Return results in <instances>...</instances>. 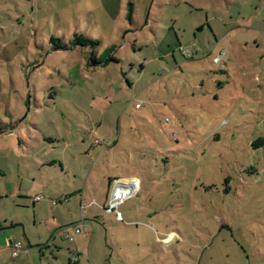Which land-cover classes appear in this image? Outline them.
Instances as JSON below:
<instances>
[{
    "label": "rangeland",
    "instance_id": "rangeland-1",
    "mask_svg": "<svg viewBox=\"0 0 264 264\" xmlns=\"http://www.w3.org/2000/svg\"><path fill=\"white\" fill-rule=\"evenodd\" d=\"M0 195L23 240L83 221L49 262L264 264V0H0Z\"/></svg>",
    "mask_w": 264,
    "mask_h": 264
},
{
    "label": "crops",
    "instance_id": "crops-1",
    "mask_svg": "<svg viewBox=\"0 0 264 264\" xmlns=\"http://www.w3.org/2000/svg\"><path fill=\"white\" fill-rule=\"evenodd\" d=\"M63 172L65 173V170L61 168V173ZM38 186L41 191L42 187L40 185ZM38 195L39 193L32 197L36 198ZM0 197L2 196L0 195ZM105 198H107V195L105 196ZM42 201L43 200L41 199L40 201L35 202L34 199L31 198L30 205H32V207H35L37 204H40ZM64 201H63L64 203L69 202L68 198L66 197H64ZM83 201H84V196L83 194H81L80 202L83 203ZM61 202H62L61 200L56 202L53 201L52 204H56L54 206H57V204ZM85 208L86 207H84V209ZM84 211L85 210H81L82 216H85ZM13 224H14L13 221H11L10 219L4 218L0 220V264H6L9 261H10L9 263L11 264H57L58 262L57 257L54 256V254L51 255L52 259L50 258L51 261L49 262V260L46 261L47 258L45 253L49 252L51 248H55L57 253L59 254L62 248L61 247L62 241H67L68 243H76L75 246L77 248L78 243L80 242L78 235L80 236L83 235V234L81 235V233L75 235L73 230L76 227L80 228L81 225L83 224V221H81L80 224H77L74 228H72L73 226H71V228L63 229V227L65 226L62 223H58V219L55 216L52 219V223L50 227H48L47 222L36 224L35 221L34 227H39V229L41 230L40 226L43 225V231L39 230L37 232V236L33 234L30 235L26 232H22L21 234H23L24 240L21 238L20 232L9 231V229L13 227ZM17 224L19 227L20 223ZM38 233L40 234L38 235ZM163 241L165 244L169 243L170 238L167 237L163 239ZM14 244H20L22 249L26 253L23 254L21 257L13 260L11 259L10 256H11V249ZM67 250H69V254H70V258L68 259V264H83L82 260H78L77 262L71 261L74 255H80L78 249L76 250L67 249Z\"/></svg>",
    "mask_w": 264,
    "mask_h": 264
},
{
    "label": "built area",
    "instance_id": "built-area-1",
    "mask_svg": "<svg viewBox=\"0 0 264 264\" xmlns=\"http://www.w3.org/2000/svg\"><path fill=\"white\" fill-rule=\"evenodd\" d=\"M186 50L182 49L181 52L183 53V55L188 56L190 54V52H185ZM224 55V53H222ZM222 54L219 55L217 58L214 59V64H218L219 61H221L222 58ZM220 69H223V66L220 67ZM138 107V105H136V108ZM125 182H129V187L127 186V184H125ZM132 186V187H131ZM136 186H137V180L134 178L131 179H127V180H118L117 182L114 183V187L111 191L110 194V198L108 199V206L107 209L105 210L106 212L110 213V212H115L116 213V219L117 221H121V215L120 213L117 211L118 206L128 197H130L136 190ZM131 187V189H129ZM121 188H125L127 189V193L124 194L122 197H118L119 191H121ZM41 198L40 197H36L34 199L35 202L40 201ZM81 210H84V207L81 206ZM81 231L79 229V227H76L74 229V234L78 235L80 234ZM26 252L22 249L20 244H14L12 246L11 249V259H17L19 257H21L23 254H25ZM80 258V255H74L71 259L72 262H77ZM11 264V263H8Z\"/></svg>",
    "mask_w": 264,
    "mask_h": 264
},
{
    "label": "trees",
    "instance_id": "trees-1",
    "mask_svg": "<svg viewBox=\"0 0 264 264\" xmlns=\"http://www.w3.org/2000/svg\"><path fill=\"white\" fill-rule=\"evenodd\" d=\"M133 6L131 4H129L127 6V15H126V19L127 21H129L130 23L132 22V8ZM52 42L55 41V38H51L50 39ZM99 46V42L98 41H95V40H92V39H88L84 36H81V35H74L73 39H72V42L69 44V45H66V44H61L59 43V45H54V47L56 49H63V50H68L69 47H75V48H84V49H90L92 52L90 54V63L91 65L93 66H99L101 65V61L100 59L98 60L97 58V54L95 52H93L94 48L98 47ZM181 54H183L181 51H180ZM225 55V53H224ZM185 57V56H184ZM109 60H112L113 62H118L119 60L117 59H112L110 58ZM108 62V61H107ZM107 62L105 63V65H107ZM225 69H219V72H224ZM260 143L263 144V141L262 139H260Z\"/></svg>",
    "mask_w": 264,
    "mask_h": 264
},
{
    "label": "bare ground",
    "instance_id": "bare-ground-1",
    "mask_svg": "<svg viewBox=\"0 0 264 264\" xmlns=\"http://www.w3.org/2000/svg\"><path fill=\"white\" fill-rule=\"evenodd\" d=\"M125 184H127V186L129 187V182H127V183H125ZM132 187V186H131ZM131 187L129 188V189H131ZM127 189H125V188H121V191H119V194H118V197H122L124 194H126L127 193Z\"/></svg>",
    "mask_w": 264,
    "mask_h": 264
}]
</instances>
